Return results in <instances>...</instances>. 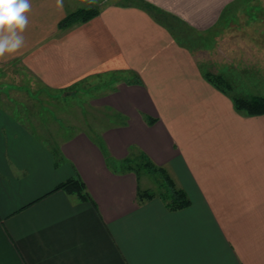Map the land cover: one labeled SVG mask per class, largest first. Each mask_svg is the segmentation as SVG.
I'll use <instances>...</instances> for the list:
<instances>
[{
    "label": "crops",
    "instance_id": "0c3cea01",
    "mask_svg": "<svg viewBox=\"0 0 264 264\" xmlns=\"http://www.w3.org/2000/svg\"><path fill=\"white\" fill-rule=\"evenodd\" d=\"M235 1L30 0L25 45L0 61L28 83L0 82V264H264V114L234 102L264 94L211 82L229 78L190 31ZM71 91L86 94L71 113L49 102ZM139 150L188 207L138 202L137 176L110 163ZM70 178L91 200L57 189Z\"/></svg>",
    "mask_w": 264,
    "mask_h": 264
},
{
    "label": "rangeland",
    "instance_id": "374dc122",
    "mask_svg": "<svg viewBox=\"0 0 264 264\" xmlns=\"http://www.w3.org/2000/svg\"><path fill=\"white\" fill-rule=\"evenodd\" d=\"M190 31L194 34L192 42L206 65L214 70H222L229 78H222L223 82L217 80L223 87H232L235 93L264 94V0H237L228 6V10H224L222 18L213 28L200 33ZM10 68L0 67V82H3V86L8 87V83L14 86L28 84L25 77H17L12 66ZM71 92L49 102L71 113L79 104H85L86 98L85 93ZM95 113L96 117L103 115L102 111ZM165 169L173 178L170 171ZM164 182L163 174L141 169L138 183L143 189H149L157 195L164 191Z\"/></svg>",
    "mask_w": 264,
    "mask_h": 264
},
{
    "label": "trees",
    "instance_id": "16d2710c",
    "mask_svg": "<svg viewBox=\"0 0 264 264\" xmlns=\"http://www.w3.org/2000/svg\"><path fill=\"white\" fill-rule=\"evenodd\" d=\"M99 13V9L95 7L80 8L76 11L69 13L60 23L62 29L69 28L75 24L86 22ZM208 79L216 86L222 89L219 81H222L219 77L207 76ZM223 82V81H222ZM234 102L237 109L244 111L248 114H264V96L256 95L251 97L238 96L234 97ZM149 123H154L155 119L149 118ZM111 168L118 173H126L133 171L138 179L141 173V169L145 168L150 172H159L163 174L164 191L159 192L157 195L149 189H143L141 186L138 188V202L142 203L146 199L159 196L162 198L166 205L172 210H178L188 207L191 204V199L187 191L178 186L173 178L168 174L165 167L159 166L153 162V160L144 152L137 151L132 152L128 157L119 160L117 162L110 163ZM57 189H62L68 193L76 194L81 200H91V196L88 193L84 182L80 178H70L61 183Z\"/></svg>",
    "mask_w": 264,
    "mask_h": 264
},
{
    "label": "clouds",
    "instance_id": "9594fccd",
    "mask_svg": "<svg viewBox=\"0 0 264 264\" xmlns=\"http://www.w3.org/2000/svg\"><path fill=\"white\" fill-rule=\"evenodd\" d=\"M61 3L57 0L58 5ZM30 11V0H0V61L14 58L24 47Z\"/></svg>",
    "mask_w": 264,
    "mask_h": 264
}]
</instances>
